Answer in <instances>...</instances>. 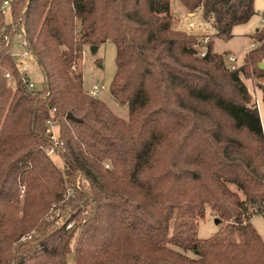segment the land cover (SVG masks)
I'll use <instances>...</instances> for the list:
<instances>
[{"label": "trees", "instance_id": "trees-1", "mask_svg": "<svg viewBox=\"0 0 264 264\" xmlns=\"http://www.w3.org/2000/svg\"><path fill=\"white\" fill-rule=\"evenodd\" d=\"M9 1L10 21L0 8V264H264L251 222L264 215V130L245 83L253 79L264 107V23L232 68L212 36L175 26L170 0ZM177 1L223 39L255 13V0ZM19 32L40 89L19 79ZM106 41L125 119L83 86L84 46ZM206 208L219 228L200 238Z\"/></svg>", "mask_w": 264, "mask_h": 264}, {"label": "rangeland", "instance_id": "rangeland-1", "mask_svg": "<svg viewBox=\"0 0 264 264\" xmlns=\"http://www.w3.org/2000/svg\"><path fill=\"white\" fill-rule=\"evenodd\" d=\"M171 1V13L175 18V26L182 30H189L194 33L198 40L206 42L209 37L212 36V46L213 50L216 52H229L234 54L236 57L235 65H241L243 63V57L247 50L251 48L252 39L250 34H252L255 29L259 28L262 24V19L264 17V0H255L254 15L243 24H238L232 28V36L229 39H223L220 37L213 36V27L206 22L202 15L197 12L196 14L190 13L188 15L187 11L181 6L179 1ZM10 21V17H7ZM13 49L12 51L17 54L22 49L19 45L20 37L15 35L13 37ZM201 49V47H200ZM116 54V49L114 44L110 41H106L98 45L95 52H92L91 46H84L83 48V86L85 90H90L94 85H103L104 88L98 93V97L103 99L109 108L121 118H126L128 116V110L126 104L123 105L119 103L110 93L109 85L113 74L116 69V64L114 62ZM100 63V65H99ZM29 76L35 83L37 89L41 88L42 74L38 69L37 63L29 65ZM245 83L252 93V102L256 103V107L259 109L261 122L263 124L264 130V107L261 101V92L256 90L255 84L252 78L245 79ZM12 87H16V83H11ZM54 127V126H53ZM55 130V127L53 128ZM49 152V151H48ZM52 153V152H51ZM50 153V154H51ZM54 160L59 166H61V161L53 156ZM251 222L260 234L264 242V215L261 213L253 214ZM219 228V224L216 221L215 216L211 215L208 208H206L204 213V218L198 220L197 225V235L200 238L210 237ZM188 256H194V253L190 251L185 252Z\"/></svg>", "mask_w": 264, "mask_h": 264}, {"label": "built area", "instance_id": "built-area-1", "mask_svg": "<svg viewBox=\"0 0 264 264\" xmlns=\"http://www.w3.org/2000/svg\"><path fill=\"white\" fill-rule=\"evenodd\" d=\"M2 13L7 16L8 18L10 17L11 20V9H10V1L9 0H3V2L0 5ZM264 19V17H263ZM15 35H18L20 37L19 45L21 47V51L17 54H15L12 49H11V55L14 58L16 65H17V70L20 72L19 79L24 81L26 83V86L29 90H34L35 89V83L29 76V65L36 63V58L34 56L33 51L31 50L30 43L28 39L25 37L23 32H19ZM14 35V36H15ZM4 39L7 40V36H4ZM13 40V39H12ZM254 46L253 44H251ZM12 46H13V41H12ZM236 58L234 54L228 56V61L231 63V67H235V61ZM5 76L7 77L8 80H12V75L10 73H6ZM104 88L103 85H94L90 90H88V94L91 96H97L98 93ZM256 104V103H255ZM51 131H52V139L54 140V143H56V134L55 130L53 129L54 125L53 122L50 123ZM52 150H50L48 153H51ZM67 192H70V189H67Z\"/></svg>", "mask_w": 264, "mask_h": 264}, {"label": "water", "instance_id": "water-1", "mask_svg": "<svg viewBox=\"0 0 264 264\" xmlns=\"http://www.w3.org/2000/svg\"><path fill=\"white\" fill-rule=\"evenodd\" d=\"M97 47H98L97 45L91 46L92 52H95L96 49H97ZM99 65H100V63H99ZM258 67H259V69L263 70L264 69V61L263 62H260L258 64ZM67 117L72 118V119H75L70 113L67 114Z\"/></svg>", "mask_w": 264, "mask_h": 264}, {"label": "crops", "instance_id": "crops-1", "mask_svg": "<svg viewBox=\"0 0 264 264\" xmlns=\"http://www.w3.org/2000/svg\"><path fill=\"white\" fill-rule=\"evenodd\" d=\"M255 4V3H254ZM264 14V13H263ZM188 15H191L190 13H188ZM263 23H264V19H262V24L260 25V27H262V25H263ZM259 27V28H260ZM257 90V89H256Z\"/></svg>", "mask_w": 264, "mask_h": 264}]
</instances>
